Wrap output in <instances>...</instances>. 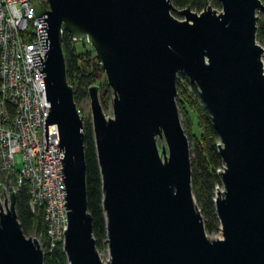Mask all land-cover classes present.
Segmentation results:
<instances>
[{
	"label": "water",
	"instance_id": "1",
	"mask_svg": "<svg viewBox=\"0 0 264 264\" xmlns=\"http://www.w3.org/2000/svg\"><path fill=\"white\" fill-rule=\"evenodd\" d=\"M218 1L219 12L206 0L200 13L177 10L171 0L33 6L45 53L31 57L33 67L44 64L38 71L50 104L45 151L47 127L54 125L63 154L68 264H264V48L256 41L264 5ZM63 32L92 48L112 101L113 117L106 119L98 86L88 89L106 262L88 213L83 123L66 79ZM180 74L197 88L219 138L222 190L214 204L221 238L208 237L192 193L189 143L176 103ZM6 184L0 264H44L38 242L22 233L15 191Z\"/></svg>",
	"mask_w": 264,
	"mask_h": 264
},
{
	"label": "built area",
	"instance_id": "2",
	"mask_svg": "<svg viewBox=\"0 0 264 264\" xmlns=\"http://www.w3.org/2000/svg\"><path fill=\"white\" fill-rule=\"evenodd\" d=\"M35 4L47 6L46 0H0V172L8 177L15 174L17 186L28 184L29 208L33 214L42 213V229L31 238L43 251L44 246L48 250L59 244L63 247L68 211L61 187L59 160L63 154L54 125L47 127L45 151L44 121L50 104L46 102L45 75L38 71L44 64L33 67L31 57L45 53Z\"/></svg>",
	"mask_w": 264,
	"mask_h": 264
},
{
	"label": "trees",
	"instance_id": "3",
	"mask_svg": "<svg viewBox=\"0 0 264 264\" xmlns=\"http://www.w3.org/2000/svg\"><path fill=\"white\" fill-rule=\"evenodd\" d=\"M206 0H171L177 10L189 7L200 13ZM264 5V0H260ZM214 8H220L218 0H208ZM175 18L178 14H172ZM256 41L264 48V10L258 13ZM62 51L66 66V79L73 90V101L77 110L87 103L88 89L99 88V102L104 110L110 99L109 91L102 81L100 65L94 57V51L85 41L75 42L67 32H63ZM177 107L182 128L187 136L190 149L191 186L194 200L203 218L205 231L213 234L219 231V222L215 212L213 189L221 187L219 173L223 163L218 153L219 138L212 126L211 118L201 102L195 86L186 77L176 80ZM82 119L83 149L85 158V183L88 213L92 219L93 237L97 250L106 240V225L102 210V183L96 158L95 142L91 120ZM194 121L198 132L192 127ZM18 170V169H17ZM2 174V173H0ZM3 175V174H2ZM9 182L15 191V211L24 236H32L42 229L41 210L33 214L29 208L30 190L26 183L16 185V175L9 176ZM44 264H68L62 245L52 250L43 249Z\"/></svg>",
	"mask_w": 264,
	"mask_h": 264
},
{
	"label": "rangeland",
	"instance_id": "4",
	"mask_svg": "<svg viewBox=\"0 0 264 264\" xmlns=\"http://www.w3.org/2000/svg\"><path fill=\"white\" fill-rule=\"evenodd\" d=\"M209 5L215 11H218L219 12L220 9H221V8H214L210 3H209ZM259 12H257V16H258V13ZM176 19L179 20V21H182L183 20V17H181V16L178 15V17ZM262 61H264V55L262 57ZM183 77H186V76L183 75V74L182 75L181 74L178 75V78L179 79H181ZM101 79H102V81L105 82V76L104 75L101 76ZM196 90H197V88H196ZM197 92H198V90H197ZM109 98L110 99L104 105V106H106L105 109L104 110L102 109L103 110V114H104V116H105L106 119H110V118L113 117V114H112V104H111L112 101H111L110 94H109ZM78 109H79L78 112H79L81 118H85V119L86 118H89L91 120V111H90L89 100L87 101V103H85L83 105H80ZM192 130L195 133L198 132L197 124H196L195 121H194V125L192 127ZM161 144L162 143H160V142L158 143L159 148H160ZM19 168H20V166H17V169H19ZM2 174H0V208H2L5 211V207H4L3 203L6 202L8 204V206H9V197H8V192H7V186H6L7 184H6V181L8 182V187H12L13 190H14V187L11 185V182H9V177L7 176V174H4V173H2ZM221 190H222V187H215L213 189V197H214V200L216 199V194L218 192H220ZM199 212H200V210H199ZM207 235L211 239L221 238L219 231L218 232H215L213 234H207ZM29 237L31 238V236H29ZM98 252H99V255H100L101 260L103 262H106L108 260V251H107V247L105 245V242H104L103 246L100 248V250H98Z\"/></svg>",
	"mask_w": 264,
	"mask_h": 264
}]
</instances>
